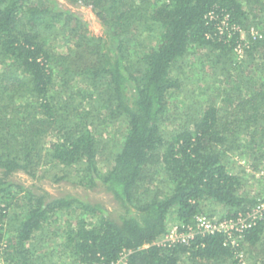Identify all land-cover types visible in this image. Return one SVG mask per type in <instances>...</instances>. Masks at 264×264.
<instances>
[{
    "label": "trees",
    "instance_id": "trees-1",
    "mask_svg": "<svg viewBox=\"0 0 264 264\" xmlns=\"http://www.w3.org/2000/svg\"><path fill=\"white\" fill-rule=\"evenodd\" d=\"M67 1L97 11L98 34L59 0H0L3 264L109 263L124 251L127 264L233 257L222 234L170 247L153 242L172 215L187 225L197 214L216 215L208 203L221 205L218 216H234L260 200L239 192L225 157L245 149L252 168L264 167V0ZM236 27L257 29L244 44ZM63 32L65 52L52 43ZM238 45L244 57L235 61ZM197 50L226 86L220 100L191 113L187 98L183 110L171 105L183 99L178 68ZM113 123L121 129L108 152L104 132ZM50 167L62 172L57 182L74 178L111 194L115 215L101 202L14 178L40 179ZM263 230L264 220L243 243L257 246Z\"/></svg>",
    "mask_w": 264,
    "mask_h": 264
},
{
    "label": "rangeland",
    "instance_id": "rangeland-1",
    "mask_svg": "<svg viewBox=\"0 0 264 264\" xmlns=\"http://www.w3.org/2000/svg\"><path fill=\"white\" fill-rule=\"evenodd\" d=\"M59 3L61 4L62 9H70L81 16L88 23V28L91 32L98 34V32L102 29V23L97 16V11L92 9L91 6L74 5L67 0H59ZM256 29L257 27H252L251 30L246 31L244 29H238V27H236L233 30H238L240 33V38L244 40V44H248V42H250L251 40V38L249 37L252 36L248 35V33H252L256 31ZM66 34L67 32H63L61 34L62 39L52 42L61 52L67 51L66 47L70 45V43H66ZM197 51V54L194 52H190L183 60V62L185 63H182L181 67L178 68L177 75L181 78V80L183 81L182 84L184 85L183 91L180 95L181 97H183V99L179 97V100L176 101V97L175 101L171 105V107H173L176 103V105L179 106L180 110H183L182 108L184 107V104H186V100L184 101V98H187V100L189 101L187 103H189L188 105L191 113L195 112L196 109H198L201 105L220 100V98H217L219 91H222L223 87L226 86L225 82L219 81L222 79H215L212 76L209 63H206L205 61H203V63L200 62L201 60H204L202 57L204 51ZM232 55L235 61H240L242 57H244V50L242 45H238L236 49L233 50ZM179 108H177L176 111H178ZM120 129L121 126L118 123H115V125L113 123L112 129H108L106 132H104L106 136L103 140L106 143L108 152L110 149H113L112 147H114V145L116 144ZM107 155H101V157L99 158L101 167L103 166L102 164L106 163ZM225 163L228 165L229 171L240 176L241 185L239 187V192H242L248 197L256 198L257 200H261V198H264V167L260 166L258 168H252V160L248 159L245 149H239L235 150L234 152L227 153L225 157ZM55 174L59 175L62 174V172L57 170V168L55 167H50V169L46 171L45 176L40 179H33L23 173L17 174L14 178L18 179L20 182H24L28 186L34 184L40 189L47 190L52 195H58L61 192H70L72 194H75L76 196H80L82 199L101 202L106 206L110 213L115 215L118 207L111 194L105 192L99 187H96L94 189L86 188L80 184L75 183L74 178L62 179L57 182L54 180ZM212 208H215L217 211L216 215L214 216H218L221 212H223V208L221 207V205L215 206L208 203L207 209ZM172 216H170V219L168 220L167 229L178 223L175 218H172ZM62 218H65V216H63ZM262 235L264 236V230ZM44 245L48 246L49 243H44ZM49 250L50 249L48 248L47 252H42V255L45 256V254H49ZM46 259L48 260L49 258L46 257ZM53 259L55 260L56 256H52L48 261L51 262V260ZM235 259L238 260L237 263H233V260ZM0 264H3L1 256ZM37 264L40 263L38 262ZM58 264L71 263H63L62 261H59ZM182 264L194 263H191L189 260L184 259L182 260ZM220 264H264V239L263 241H261V243L259 242V244H257V246L253 248H250L248 244L242 242L238 249H236V253L233 255V257L226 259Z\"/></svg>",
    "mask_w": 264,
    "mask_h": 264
},
{
    "label": "built area",
    "instance_id": "built-area-1",
    "mask_svg": "<svg viewBox=\"0 0 264 264\" xmlns=\"http://www.w3.org/2000/svg\"><path fill=\"white\" fill-rule=\"evenodd\" d=\"M264 220V199L248 210L240 211L234 216H209L197 214L192 223L187 225L175 224L167 229L166 233L154 244L170 247L175 244H189L197 234L215 235L222 234L225 241L234 249H238L243 242L248 229ZM149 244L144 245L145 247ZM130 251H124L112 262H96L94 264H127ZM240 257V256H239Z\"/></svg>",
    "mask_w": 264,
    "mask_h": 264
}]
</instances>
